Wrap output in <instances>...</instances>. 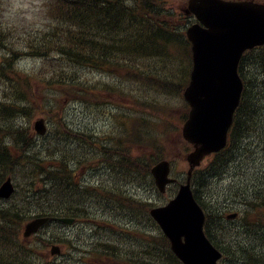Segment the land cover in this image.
<instances>
[{"label": "trees", "instance_id": "16d2710c", "mask_svg": "<svg viewBox=\"0 0 264 264\" xmlns=\"http://www.w3.org/2000/svg\"><path fill=\"white\" fill-rule=\"evenodd\" d=\"M62 10L66 12L63 22L71 27L74 40L70 43V52H61V55L68 56L67 60L74 69L81 66L100 67L107 64L113 71L129 70L128 74L136 78L149 82V77H151L152 82L165 87L167 80L153 69L150 73V69H147L151 66L152 59L156 60L162 68L167 66L169 74H175L173 69L180 65L183 91L188 82L191 66L190 43L177 28L178 23L184 17L177 16L174 11L169 10L164 1L131 0L129 3L128 0H68L62 5ZM75 30H78L79 35ZM80 30H83V33L100 34L101 40L95 41L89 37L88 42L84 43V34H81ZM248 55L249 58L255 57L256 61L251 64L243 62L240 68L245 80V89L230 133L229 145L215 155L214 160L206 169L204 167L196 170L193 183L196 198L202 205L208 207L207 231L213 242L224 254L235 255L240 263L264 264V217L252 222L251 227L237 228L235 233L239 234L238 239L235 240L233 251H231L229 246L218 244L219 241L213 235V226L221 221V217L216 215L218 211L216 208L206 206L200 194L201 186L206 183L210 175L218 173L221 167L232 163L234 157L236 161L245 160L250 151L251 161L248 162H254L257 165L260 163L262 167L258 170L255 168L253 174L247 170V177L255 175V179H258L261 184L256 183L253 186L252 179L251 182H246L244 189L240 182L231 192L238 191L243 204L253 207L252 211L260 213L259 216L264 214V46L250 51ZM52 76V79L57 82L47 81L49 84H54L67 93L73 91L67 90L66 86L70 82L75 84L76 78L68 73L64 63H57ZM77 87L79 88L75 90V95L87 101L85 92L89 90L88 84L84 83L83 86L77 85ZM94 89L93 87L91 90L92 94L95 92ZM105 97V95L99 97L93 95V98L100 101L99 104L102 107L107 106L108 100ZM119 101L122 107L126 106L122 100ZM87 102L91 106L95 105L90 100ZM32 107V104H27L20 110ZM143 107L137 103L134 106L137 109L135 111ZM8 109V106H3L1 112L4 113ZM119 115L126 117L128 114L121 110ZM4 118L5 116L0 114V125L7 132L11 127V121L10 119L4 120ZM165 118L167 119V116ZM61 123L51 131L45 142L49 156L39 155L37 157L40 160L37 167L39 170L42 168L45 173V177L41 180L43 181L42 192L36 190L37 179L42 176V173L39 172L37 178L38 173L35 168L23 178V181L30 180L28 188L19 185L21 189H18L16 196L10 200L11 202L0 200V264H43L38 254L40 244L25 245L21 242V227L32 215L44 213L80 216L81 207L87 211L88 204L98 203L113 209L111 200L102 198L111 194L114 189L113 185H103L98 182V184L89 185L85 190H79L75 186L73 181L75 170L70 169L71 165L82 166L90 163V159L96 157L97 150L88 145L85 147L82 144L79 146L66 144L67 139H80L85 142L92 140L80 134L79 131L73 133L66 122ZM252 132L254 136L251 142V139H245L244 135ZM91 136L93 139L94 133ZM142 137V131H136L135 135L132 130H126L122 140L116 143V149H103L99 146L98 150L104 153L112 169L118 165L127 167V163L135 166L138 155L135 149L141 144ZM33 145L34 142L31 143V146ZM9 155L10 146L0 134V182L9 174ZM122 171L120 169L119 172ZM260 176L262 180L259 179ZM20 183L22 181H18V184ZM32 187L35 190H32ZM226 193L228 192L225 190L222 194ZM69 239L72 241V238ZM52 241L54 237L50 235L41 238L43 243ZM103 252L106 253V251ZM100 260L109 261L110 257ZM174 262L177 264L175 257Z\"/></svg>", "mask_w": 264, "mask_h": 264}, {"label": "water", "instance_id": "95a60500", "mask_svg": "<svg viewBox=\"0 0 264 264\" xmlns=\"http://www.w3.org/2000/svg\"><path fill=\"white\" fill-rule=\"evenodd\" d=\"M190 8L205 25L194 24L188 29L193 42L194 67L185 92L192 110L184 135L195 143V150L188 157L193 168L205 154L226 144L227 131L242 91L237 72L239 59L246 48L264 43V4L191 0ZM154 172L164 189L168 182V164H160ZM12 191L9 179L1 187L0 195L8 197ZM156 216L171 236L175 251L187 264H217L220 253L204 236V215L189 184L183 185L178 197ZM44 220L28 224L26 234Z\"/></svg>", "mask_w": 264, "mask_h": 264}, {"label": "rangeland", "instance_id": "374dc122", "mask_svg": "<svg viewBox=\"0 0 264 264\" xmlns=\"http://www.w3.org/2000/svg\"><path fill=\"white\" fill-rule=\"evenodd\" d=\"M43 0H4L2 5L3 8L0 12V17L6 18L8 21H19L23 24L28 23L29 21L33 20L34 18L38 17V15L41 12V4ZM21 66L27 69H34L35 70V76L40 79L41 76H44L47 74L48 70L44 68V62L41 58L35 57V55H28L24 56L23 59L20 62ZM89 76H92L94 78H110L107 74H104L99 71H94L89 74ZM123 84L129 83V81H123ZM148 92V91H147ZM173 104L171 109H169V115L171 117H175L176 121L171 122L172 127H175L176 133L169 141L168 145L170 147V150L174 153L178 154V165L177 168L179 171H182L184 169H187L188 162L186 161V150H187V143L182 139L181 135H178V118L181 116L183 112L186 111V107L181 102L182 99L180 97L173 96L172 98ZM55 102L60 106H63L62 112L65 109V103L64 96H59L55 98ZM80 106L76 111L71 112L72 118L76 119L77 122L84 121L89 122L91 121V117L87 115L83 111L84 104L80 103ZM72 108L76 107L77 105L72 104ZM44 110L47 112L48 109L44 108ZM40 113V112H38ZM36 114H34L35 116ZM39 115H43L40 113ZM46 116V115H44ZM47 117V116H46ZM35 117H27L26 120L33 122ZM100 118H104L103 116H100ZM239 169V168H238ZM251 169L250 165L247 162L243 163V172H247V170ZM262 176V175H261ZM259 177V179L262 180V177ZM252 180H248L247 182H251ZM260 181L258 179H254L253 183H259ZM218 183V182H217ZM217 183L215 184V190L217 189ZM247 183L244 182L243 185H246ZM226 183L222 182L220 184L221 187H225ZM213 185L209 186V189H213ZM155 199H158L157 195L155 196ZM81 229L83 231L84 224L81 225ZM231 264V263H229Z\"/></svg>", "mask_w": 264, "mask_h": 264}, {"label": "bare ground", "instance_id": "6f19581e", "mask_svg": "<svg viewBox=\"0 0 264 264\" xmlns=\"http://www.w3.org/2000/svg\"><path fill=\"white\" fill-rule=\"evenodd\" d=\"M253 136H254V132L247 133V134L244 135V138L249 140V139L253 138ZM66 144H68L67 141H66ZM247 163L250 165L251 168L253 167L254 162H248L247 161ZM237 167L239 168V170L241 172H243V163H238ZM138 176L141 177L142 173L138 174ZM19 185L22 186V187L28 188L30 186V180L29 179L28 180L26 179L24 181L22 180V183H20Z\"/></svg>", "mask_w": 264, "mask_h": 264}, {"label": "clouds", "instance_id": "9594fccd", "mask_svg": "<svg viewBox=\"0 0 264 264\" xmlns=\"http://www.w3.org/2000/svg\"><path fill=\"white\" fill-rule=\"evenodd\" d=\"M128 2L130 3V2H131V0H128Z\"/></svg>", "mask_w": 264, "mask_h": 264}]
</instances>
